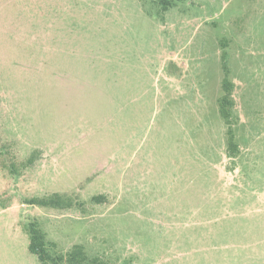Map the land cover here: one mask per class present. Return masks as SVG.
<instances>
[{"label":"rangeland","instance_id":"374dc122","mask_svg":"<svg viewBox=\"0 0 264 264\" xmlns=\"http://www.w3.org/2000/svg\"><path fill=\"white\" fill-rule=\"evenodd\" d=\"M31 223L105 264H264V0H0V264Z\"/></svg>","mask_w":264,"mask_h":264},{"label":"trees","instance_id":"16d2710c","mask_svg":"<svg viewBox=\"0 0 264 264\" xmlns=\"http://www.w3.org/2000/svg\"><path fill=\"white\" fill-rule=\"evenodd\" d=\"M225 66L226 73L228 72L227 65ZM232 82L228 79L223 84L224 95L220 100V113L226 120H231L232 116ZM231 141L234 144L233 130L230 129ZM31 204H37L44 207L61 208L70 206L71 200L65 194L53 193L46 197H37L29 200ZM30 244L29 249L34 253L42 264H105L99 261L97 257L91 258L82 244H75L71 250L66 253L52 254L49 248V242L46 240L44 231L31 223L29 227Z\"/></svg>","mask_w":264,"mask_h":264},{"label":"crops","instance_id":"0c3cea01","mask_svg":"<svg viewBox=\"0 0 264 264\" xmlns=\"http://www.w3.org/2000/svg\"><path fill=\"white\" fill-rule=\"evenodd\" d=\"M15 226H16L15 230H17L18 238H20V240L22 241L24 246L26 245L25 256L27 257L26 260L28 261V263L38 264V262H37V260H38L39 263L42 264L37 256L34 257V256L28 254V251H29L28 248H29V244H30V234L28 233V230H26L22 225H19V224H17V225L15 224ZM32 254L34 255V253H32Z\"/></svg>","mask_w":264,"mask_h":264}]
</instances>
